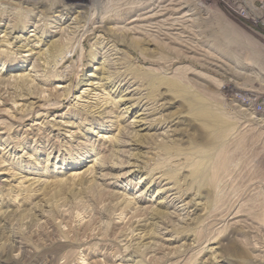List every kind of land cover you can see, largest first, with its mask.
<instances>
[{
  "label": "rangeland",
  "instance_id": "obj_1",
  "mask_svg": "<svg viewBox=\"0 0 264 264\" xmlns=\"http://www.w3.org/2000/svg\"><path fill=\"white\" fill-rule=\"evenodd\" d=\"M107 1L0 0V264L62 263L55 244L71 264H264V0H201L240 41L208 43L226 75L108 23L79 67L74 32Z\"/></svg>",
  "mask_w": 264,
  "mask_h": 264
},
{
  "label": "bare ground",
  "instance_id": "obj_2",
  "mask_svg": "<svg viewBox=\"0 0 264 264\" xmlns=\"http://www.w3.org/2000/svg\"><path fill=\"white\" fill-rule=\"evenodd\" d=\"M215 11L212 10L211 7H208V5H204L201 0H108L101 7L99 16H94L95 12H93L89 19H87V22H85L76 30V32H74L72 41L73 43H71L70 51L67 52V54H72L74 52L73 49L78 48L80 53L78 64L79 67H81L83 62L84 50L83 42L85 38L95 29L100 28L104 24L108 23L112 26V29L117 34L130 37V39L136 46L153 44L155 45V47H158V49L163 50L164 53L172 52L181 57H190L196 62L201 63V66L206 67L215 73H222L226 75V73L229 72L228 68L226 69V66L222 63V61L214 56L215 54L212 55L211 53H209L210 49H208L207 46L209 42L216 45H234V43H236L234 42V40L236 41L238 39V36H236V33V35H233V33H231V24L228 21L223 20L224 18L217 19V16H215ZM205 12H208V15ZM250 13L252 15V11L247 7L246 14L249 15ZM62 58H64V56ZM155 59L160 63L168 62L167 54H162ZM64 69H66V67L62 69V71L66 74L67 72ZM158 70L161 72L160 68ZM167 85L170 86V83H168ZM237 90L243 93V97L245 99L249 96V93L252 94V90L246 91L242 88H238ZM239 102H241V105L249 107V104H246L247 102L245 100L243 101L239 99ZM60 107L61 104L60 101H58L51 104L47 103V105L42 108L44 110H57ZM200 114L201 117L206 115V113H202V111ZM209 119L210 121L205 123H207V125L210 127L216 128L218 126V122H216L215 116L209 114ZM18 120H20V118H18ZM220 162L214 163L212 168L210 169V178L207 180L206 184L208 185L207 188L211 189V191L213 189L215 190L217 186H219L218 183L221 177L220 173L222 172L221 170H223L224 165H222V163ZM82 180L83 178H80L79 182H82ZM88 190L92 191V188H89ZM63 192L64 188H60L57 192L54 193L53 196L62 194ZM218 209V205L213 206L209 211L207 217L204 218V224L202 227V234L204 233V236L201 235L202 237L198 238L199 241L204 238L202 243H204L205 245L201 243L202 246L204 245L203 247L201 246L203 248L200 249L201 251L205 250V246L211 240V230L214 228L216 224L215 222H217L216 220L218 217ZM228 211H226V213ZM155 213H157L158 215L163 214L159 211H155ZM76 248L78 247L70 244L53 245L50 248V251L54 254L55 260H62V263L57 262L55 264H71V260L75 254ZM256 248L257 246H254L253 249ZM44 254H46V251L44 252ZM183 255H185V253ZM257 255L258 254L256 253V256ZM185 262L183 263L185 264ZM178 263V261H167V264Z\"/></svg>",
  "mask_w": 264,
  "mask_h": 264
},
{
  "label": "built area",
  "instance_id": "obj_3",
  "mask_svg": "<svg viewBox=\"0 0 264 264\" xmlns=\"http://www.w3.org/2000/svg\"><path fill=\"white\" fill-rule=\"evenodd\" d=\"M258 111L264 115V93L260 94L259 103H258Z\"/></svg>",
  "mask_w": 264,
  "mask_h": 264
}]
</instances>
